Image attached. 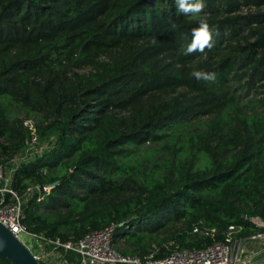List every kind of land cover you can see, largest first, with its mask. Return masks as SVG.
I'll return each instance as SVG.
<instances>
[{
	"label": "trees",
	"instance_id": "1",
	"mask_svg": "<svg viewBox=\"0 0 264 264\" xmlns=\"http://www.w3.org/2000/svg\"><path fill=\"white\" fill-rule=\"evenodd\" d=\"M204 3L0 0V162L25 120L53 143L13 176L19 193L57 182L25 204L28 231L75 241L116 223L122 254L162 257L213 241L194 227L219 240L264 219V0ZM201 18L214 47L186 56Z\"/></svg>",
	"mask_w": 264,
	"mask_h": 264
},
{
	"label": "built area",
	"instance_id": "2",
	"mask_svg": "<svg viewBox=\"0 0 264 264\" xmlns=\"http://www.w3.org/2000/svg\"><path fill=\"white\" fill-rule=\"evenodd\" d=\"M24 124L30 130V137L23 149L12 155L7 165L0 162V222L24 244L20 234L29 236L33 247L26 246L40 264L41 261L64 264L67 253L74 254V264H264V219L259 216H244L256 227L254 231L241 235L243 225L229 223L219 240L214 238V228L194 227L193 232L208 235L213 241L200 248L177 247L162 257H154L153 253L143 256L122 254L113 243L116 223L86 232L75 241H62L28 231L24 223L25 204L35 192L41 195L52 187L49 184L33 185L19 193L13 186V176L22 164L49 150L53 143L52 137L41 140L32 120H25Z\"/></svg>",
	"mask_w": 264,
	"mask_h": 264
},
{
	"label": "clouds",
	"instance_id": "3",
	"mask_svg": "<svg viewBox=\"0 0 264 264\" xmlns=\"http://www.w3.org/2000/svg\"><path fill=\"white\" fill-rule=\"evenodd\" d=\"M174 3L177 6V12L185 16H201L205 8L204 0H174ZM213 36V31L207 20L199 19L198 26L191 30V41L187 44L183 54L187 56L197 52L205 53L206 49L211 50L215 43ZM191 76L198 81L215 82L216 80L215 72L205 70H195Z\"/></svg>",
	"mask_w": 264,
	"mask_h": 264
},
{
	"label": "water",
	"instance_id": "4",
	"mask_svg": "<svg viewBox=\"0 0 264 264\" xmlns=\"http://www.w3.org/2000/svg\"><path fill=\"white\" fill-rule=\"evenodd\" d=\"M264 42V35L258 39ZM57 182L49 184L53 187ZM122 223H120L121 225ZM7 259L10 264H40L28 247L0 222V259Z\"/></svg>",
	"mask_w": 264,
	"mask_h": 264
},
{
	"label": "rangeland",
	"instance_id": "5",
	"mask_svg": "<svg viewBox=\"0 0 264 264\" xmlns=\"http://www.w3.org/2000/svg\"><path fill=\"white\" fill-rule=\"evenodd\" d=\"M34 121V120H33ZM49 137L48 138H51L50 137V135H48ZM47 138V137H46ZM44 141V140H43ZM31 186H33V185H31ZM34 191H36V190H34ZM20 237H21V239L25 242V245H27L29 248H32L33 247V245H32V243H31V241H30V238H29V236L28 235H25V234H20ZM71 262H69V264H70ZM41 264H44L42 261H41Z\"/></svg>",
	"mask_w": 264,
	"mask_h": 264
},
{
	"label": "crops",
	"instance_id": "6",
	"mask_svg": "<svg viewBox=\"0 0 264 264\" xmlns=\"http://www.w3.org/2000/svg\"><path fill=\"white\" fill-rule=\"evenodd\" d=\"M75 256L74 254H71V253H67L66 254V261L64 264H69V262H71L70 264H74L75 263Z\"/></svg>",
	"mask_w": 264,
	"mask_h": 264
}]
</instances>
